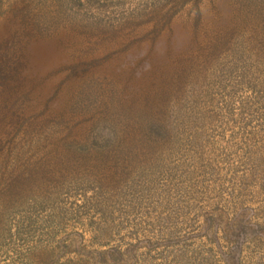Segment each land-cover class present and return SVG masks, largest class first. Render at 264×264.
Masks as SVG:
<instances>
[{"label":"rangeland","instance_id":"obj_1","mask_svg":"<svg viewBox=\"0 0 264 264\" xmlns=\"http://www.w3.org/2000/svg\"><path fill=\"white\" fill-rule=\"evenodd\" d=\"M0 264H264V0H0Z\"/></svg>","mask_w":264,"mask_h":264}]
</instances>
